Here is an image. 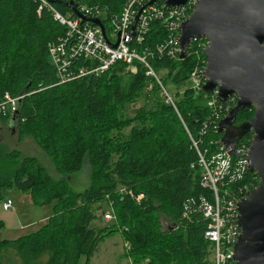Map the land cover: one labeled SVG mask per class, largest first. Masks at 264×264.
Here are the masks:
<instances>
[{
	"label": "trees",
	"instance_id": "obj_1",
	"mask_svg": "<svg viewBox=\"0 0 264 264\" xmlns=\"http://www.w3.org/2000/svg\"><path fill=\"white\" fill-rule=\"evenodd\" d=\"M51 1L64 15H73L70 2L98 7L107 24L127 0ZM36 9L33 0H0V101L6 93L23 96L16 112L0 113V120L15 125L19 143L33 139L62 177L54 181L35 158L0 146V194L15 189L29 194L35 206H52L37 231L14 241L0 237V264H79L81 258L90 264L99 245L117 232L130 264H213L212 244L204 238L207 221L191 201L202 194L201 169L185 130L201 151L221 140L210 122L200 134L211 114L204 95L213 93L196 94L187 85L193 68L205 61L203 52L191 54L188 47L187 57L178 62L152 61L163 85L177 91L180 119L140 65L116 64L98 76L57 85L48 46L64 29L49 12ZM164 38V30L153 25L145 47L155 48ZM139 100L143 104L128 117L126 106ZM235 102L233 97L223 107L221 119ZM253 114L244 110L236 121L248 122ZM85 165L89 186L75 192L70 176ZM241 183L254 188L258 179L249 172ZM106 213L114 220L105 221ZM162 216L170 222L168 229L162 230ZM96 221L108 224L94 227Z\"/></svg>",
	"mask_w": 264,
	"mask_h": 264
},
{
	"label": "built area",
	"instance_id": "obj_2",
	"mask_svg": "<svg viewBox=\"0 0 264 264\" xmlns=\"http://www.w3.org/2000/svg\"><path fill=\"white\" fill-rule=\"evenodd\" d=\"M150 1L127 0L119 13L110 16L107 24L104 22V11L98 7L80 6L78 9L83 17L101 21L105 29L103 35L99 27L90 22H82L74 15L60 13L48 0H33L37 5V14H41L43 10L49 12L53 21L64 29V34L48 46L50 63L58 79L57 85L98 76L116 64L127 67L140 65L144 68L145 76L158 86L164 103L174 108L181 119L174 99L169 89L163 85L161 76L153 68L152 61L155 58L180 61L179 26L190 15L197 0H189L180 7H168L165 5L166 0L146 6ZM153 25L160 26L166 33V38L151 49L145 47V41ZM132 27L133 37L130 36ZM117 42V46L113 48L111 45ZM207 45L206 39H191L190 53L198 55ZM204 68L205 61L201 65L197 64L189 74L188 88L196 94L201 92L205 83ZM216 94L215 91L211 95H204L211 114L200 131L202 135L206 134L207 122L213 124L212 128L218 131V124L223 119V107L233 99L232 97L225 104H220L216 100ZM22 98V95L11 97L4 94L0 101V113L14 114ZM225 110L230 111L228 107ZM185 130L198 154V165L201 169L199 186L202 194L191 201L195 211L207 221L204 238L212 244L213 264H235L233 246L240 235L237 204L247 192L255 188H251V183H241L249 173L248 153L252 139H241L230 155L221 140L210 141L201 151L186 127ZM142 197L140 194L136 200L140 201ZM12 205L10 200H6L3 210H10ZM103 217L107 222L114 220L112 213H106Z\"/></svg>",
	"mask_w": 264,
	"mask_h": 264
},
{
	"label": "water",
	"instance_id": "obj_3",
	"mask_svg": "<svg viewBox=\"0 0 264 264\" xmlns=\"http://www.w3.org/2000/svg\"><path fill=\"white\" fill-rule=\"evenodd\" d=\"M156 1L159 0H151L146 6ZM187 2L166 0L165 5L180 7ZM67 5L74 16L99 26L105 35L99 19L83 17L74 2ZM133 30L134 27L131 37ZM179 31L182 59L186 58L191 39L203 38L208 42L203 50V91L207 94L216 91L220 104L232 97L236 99L218 124L221 142L229 154L247 134L253 135L248 168L256 174L258 184L237 204L240 235L233 246V261L235 264H264V0H197ZM117 44L111 46L115 48ZM247 109L253 110V117L235 126L238 113ZM15 118L13 116L12 120Z\"/></svg>",
	"mask_w": 264,
	"mask_h": 264
},
{
	"label": "rangeland",
	"instance_id": "obj_4",
	"mask_svg": "<svg viewBox=\"0 0 264 264\" xmlns=\"http://www.w3.org/2000/svg\"><path fill=\"white\" fill-rule=\"evenodd\" d=\"M173 90L169 89L170 94L174 95L177 100L178 98L175 94L177 91H175V88ZM142 104V100H139L136 105L128 104L125 108V113L128 117H134L138 106ZM15 130V125L11 127L9 121L3 122L0 120V146L7 148L9 151L18 150L22 158H35L54 181L59 180L62 176L57 172L45 152L30 137L24 138L19 143ZM68 184L75 192L85 191L89 186L88 166H83L80 172L71 175ZM6 200H10L13 204L8 211L3 210V203ZM51 212L52 206H35L27 193H22L15 189L3 191L0 194V222L3 226L0 231L1 239L14 241L37 231L44 225L45 217L52 215ZM160 221L162 230L169 228L170 222L165 217L162 216ZM105 224L108 223L96 221L92 225L103 228ZM84 261L85 259L81 258L79 264H83ZM90 264H130L122 235L117 232L106 237L90 260Z\"/></svg>",
	"mask_w": 264,
	"mask_h": 264
},
{
	"label": "bare ground",
	"instance_id": "obj_5",
	"mask_svg": "<svg viewBox=\"0 0 264 264\" xmlns=\"http://www.w3.org/2000/svg\"><path fill=\"white\" fill-rule=\"evenodd\" d=\"M189 1V0H188ZM156 2H158V1H156ZM194 5V4H193ZM193 8V7H192ZM77 10L79 11V9H78V5H77ZM80 13V12H79ZM85 18H87V17H85ZM88 19H91V18H88ZM91 23V22H90ZM95 26H97V25H95ZM97 27H99V26H97ZM103 27H104V25H103ZM100 28V27H99ZM105 30V29H104ZM189 45H190V43L188 44V46H187V48H186V55H187V49H188V47H189ZM187 57V56H186ZM179 58H180V54H179ZM180 59H182V58H180ZM204 85V84H203ZM203 90V86H202V89H201V91ZM215 92V91H214ZM214 92H212V93H214ZM205 93V92H204ZM209 94H211V93H209ZM172 97H173V99H174V102H175V104H176V98H175V96L174 95H171Z\"/></svg>",
	"mask_w": 264,
	"mask_h": 264
},
{
	"label": "crops",
	"instance_id": "obj_6",
	"mask_svg": "<svg viewBox=\"0 0 264 264\" xmlns=\"http://www.w3.org/2000/svg\"><path fill=\"white\" fill-rule=\"evenodd\" d=\"M52 213V212H51ZM50 216L49 215H47V217H45V219H44V222H46L47 221V219L49 218ZM45 224V223H44Z\"/></svg>",
	"mask_w": 264,
	"mask_h": 264
},
{
	"label": "flooded vegetation",
	"instance_id": "obj_7",
	"mask_svg": "<svg viewBox=\"0 0 264 264\" xmlns=\"http://www.w3.org/2000/svg\"><path fill=\"white\" fill-rule=\"evenodd\" d=\"M242 123H245V122H242ZM242 123H237V121H236L235 126H238L239 124H242Z\"/></svg>",
	"mask_w": 264,
	"mask_h": 264
}]
</instances>
